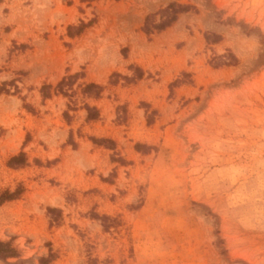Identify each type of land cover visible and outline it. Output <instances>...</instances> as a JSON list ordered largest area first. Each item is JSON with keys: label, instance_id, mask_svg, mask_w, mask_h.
Listing matches in <instances>:
<instances>
[{"label": "rangeland", "instance_id": "obj_1", "mask_svg": "<svg viewBox=\"0 0 264 264\" xmlns=\"http://www.w3.org/2000/svg\"><path fill=\"white\" fill-rule=\"evenodd\" d=\"M0 83V264H264V0H0Z\"/></svg>", "mask_w": 264, "mask_h": 264}, {"label": "crops", "instance_id": "obj_2", "mask_svg": "<svg viewBox=\"0 0 264 264\" xmlns=\"http://www.w3.org/2000/svg\"><path fill=\"white\" fill-rule=\"evenodd\" d=\"M141 66H139V68H140ZM141 68H143V71L146 73V75L148 74V71L147 70H145V68L144 67H141ZM63 80H67V79H61V82H63ZM60 82V83H61ZM143 82H145V80H140V82H139V85H137V86H135V89H133L134 90V96L135 97H138L139 99H150V97L149 96H145V95H140V92H138L137 90H139V88H140V86H141V84L143 83ZM0 85H2L1 83H0ZM61 85V84H60ZM60 85H59V83L57 84V85H52L51 86V90H50V93H47V92H43V96L42 97H40V99H47V101H51V102H58L60 99H66V101H67V99L68 98H65L63 95H61L60 94V92L62 91V92H65V89H63L62 87H60ZM89 85H91L88 89H91V88H93V87H95V88H102V84H100V83H97V82H91V83H88V85L87 86H89ZM44 86V85H43ZM45 86H50V85H45ZM57 86L59 87L58 89H57ZM63 86V85H62ZM86 86V87H87ZM105 86V85H104ZM41 89H42V87H40ZM146 90L147 91H150V85H147V88H146ZM101 90H99V96H98V94L96 93V95L93 97L94 99H111L109 96L108 97H104V92H100ZM113 91L114 90H112L111 91V89H108V90H106V92L105 93H108V94H110L111 96H112V99H115V95L113 94ZM46 93V94H45ZM49 94V95H48ZM67 94V93H66ZM40 95V94H39ZM128 98V97H127ZM0 99H3V100H6V101H9L10 102V105H9V107H7L8 109H12V107H14L12 110H14V109H16V111H17V117H18V119H20L21 121H26L27 122V120H26V118L29 116V112L27 111V109L26 108H24V104H25V102L24 101H22V100H20V98H19V96H13V95H1L0 96ZM129 99H131V97L129 98ZM71 105V103H70V101H67V103H65V109H67L68 108V105ZM84 113L85 114V116H86V120L88 121H90V123L92 124V123H94V121H96V119L94 120H92V119H88V117H89V111L87 110V109H84V110H81L80 111V113ZM0 113H2V109H0ZM70 113H72V112H70ZM26 117V118H25ZM66 117H67V119L68 120H70L69 118V115H66ZM25 122V123H26ZM25 123H21V124H19L18 125V127H17V129H16V134L17 135H19L20 134V132L21 131H24V127H25ZM67 126H68V133H67V136L69 137L70 135H76L77 136V132H78V129H79V127H77V128H75V126L74 125H70V124H67ZM6 128V127H5ZM15 128V127H14ZM12 129V128H11ZM19 129H21V130H19ZM9 131V130H8ZM26 133H27V131H25V134L24 135H21V140L20 141H17V142H15L14 144H6L7 142H5V141H3L2 143H1V146L3 147V154L6 156L5 157V162H7L8 160H10L12 157H15V156H18L21 152H23V150H22V148H23V145H24V143L23 142H25V139H26ZM5 137V136H4ZM3 137V138H4ZM78 139V138H77ZM84 138H82L81 137V140H83ZM79 140H80V138H79ZM95 140H97V139H95ZM84 141V140H83ZM89 141V140H88ZM95 142V141H94ZM94 142H91L90 141V143H91V146H92V148H95V147H98L97 145H99L98 143H94ZM6 144V146H4ZM14 147H18V150L17 151H15V152H12V150H13V148ZM102 186H104V187H108L109 185L108 184H106V183H100Z\"/></svg>", "mask_w": 264, "mask_h": 264}, {"label": "trees", "instance_id": "obj_3", "mask_svg": "<svg viewBox=\"0 0 264 264\" xmlns=\"http://www.w3.org/2000/svg\"><path fill=\"white\" fill-rule=\"evenodd\" d=\"M187 8L188 7H181L174 3L170 4L166 9L161 11V13L163 14V21L158 25H156L154 29L157 31L165 30L167 27L171 26L176 21V16L178 13L187 11ZM147 32L149 33L148 28H147ZM208 38L209 37H207V39ZM60 84H62V82ZM90 86L91 85L87 86L86 88L88 89ZM88 119H91L90 115ZM24 157H25L24 153H20L18 156L12 157L9 160V165L12 166L13 164H16L18 162H23L22 164H24V161H22L24 160L23 159ZM21 193H22L21 188L17 189V191H15L14 193H10L8 191L5 192L2 196H0V206L6 201H12L17 199L21 195ZM18 257H19L18 251L11 245V243L9 242L5 243L0 241V259L8 260L10 258H18ZM48 261L49 260L47 259H41V264H45Z\"/></svg>", "mask_w": 264, "mask_h": 264}]
</instances>
